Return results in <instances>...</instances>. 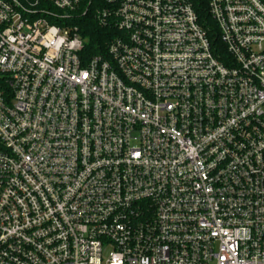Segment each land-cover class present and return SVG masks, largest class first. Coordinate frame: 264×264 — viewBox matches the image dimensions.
I'll return each instance as SVG.
<instances>
[{
	"label": "built area",
	"instance_id": "2783aa9c",
	"mask_svg": "<svg viewBox=\"0 0 264 264\" xmlns=\"http://www.w3.org/2000/svg\"><path fill=\"white\" fill-rule=\"evenodd\" d=\"M84 1L0 0V264H264V3Z\"/></svg>",
	"mask_w": 264,
	"mask_h": 264
},
{
	"label": "trees",
	"instance_id": "16d2710c",
	"mask_svg": "<svg viewBox=\"0 0 264 264\" xmlns=\"http://www.w3.org/2000/svg\"><path fill=\"white\" fill-rule=\"evenodd\" d=\"M102 0H85L91 5L86 14L81 13L73 20V25L77 26L79 33L85 41L83 50L84 58L94 56H106L110 41L119 34L113 25H102L95 17L96 7L102 6ZM199 16L200 22L206 28L211 38L213 46H222L219 39L217 26L209 14L208 0H189ZM264 3V0H261ZM85 4V3H84Z\"/></svg>",
	"mask_w": 264,
	"mask_h": 264
}]
</instances>
